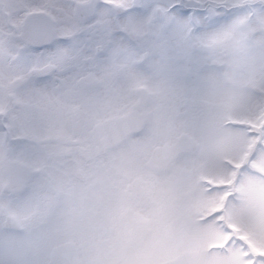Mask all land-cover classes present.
Returning <instances> with one entry per match:
<instances>
[{"label":"snow or ice","instance_id":"snow-or-ice-1","mask_svg":"<svg viewBox=\"0 0 264 264\" xmlns=\"http://www.w3.org/2000/svg\"><path fill=\"white\" fill-rule=\"evenodd\" d=\"M0 264H264V0H0Z\"/></svg>","mask_w":264,"mask_h":264}]
</instances>
